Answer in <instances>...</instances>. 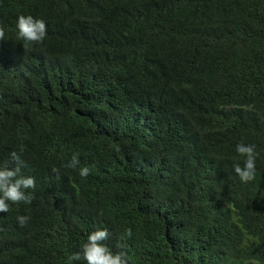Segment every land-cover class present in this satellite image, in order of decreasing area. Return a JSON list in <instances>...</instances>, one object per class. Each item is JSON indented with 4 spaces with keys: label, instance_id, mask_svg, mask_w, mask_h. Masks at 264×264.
<instances>
[{
    "label": "trees",
    "instance_id": "16d2710c",
    "mask_svg": "<svg viewBox=\"0 0 264 264\" xmlns=\"http://www.w3.org/2000/svg\"><path fill=\"white\" fill-rule=\"evenodd\" d=\"M0 264H264V0H0Z\"/></svg>",
    "mask_w": 264,
    "mask_h": 264
}]
</instances>
